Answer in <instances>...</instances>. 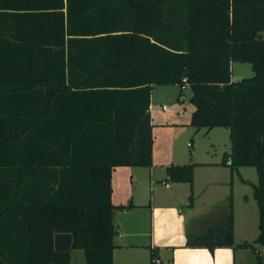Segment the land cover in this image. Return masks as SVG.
I'll return each instance as SVG.
<instances>
[{
	"label": "trees",
	"instance_id": "16d2710c",
	"mask_svg": "<svg viewBox=\"0 0 264 264\" xmlns=\"http://www.w3.org/2000/svg\"><path fill=\"white\" fill-rule=\"evenodd\" d=\"M235 62L254 75L233 82ZM169 84L189 86L193 127L230 129L231 168L257 169L264 246V0H0V264H70L57 233L113 264L112 172L153 164Z\"/></svg>",
	"mask_w": 264,
	"mask_h": 264
},
{
	"label": "crops",
	"instance_id": "0c3cea01",
	"mask_svg": "<svg viewBox=\"0 0 264 264\" xmlns=\"http://www.w3.org/2000/svg\"><path fill=\"white\" fill-rule=\"evenodd\" d=\"M233 64L232 81H241L234 80ZM169 85L171 87L166 92L175 98L178 96V102L191 100L192 92L188 97L185 94L189 86ZM177 88L179 93L176 96ZM154 92L155 86L149 108L153 164L150 167L118 166L112 172V203L117 207L124 206L113 212V264H242L237 253L240 249L245 256L247 248L239 244L257 239L248 233L252 226L259 230L260 212L257 220L248 219L243 226L245 231L237 237L228 189L233 178L228 167L231 159L227 163L222 154H215L208 160H200L196 153L181 157L173 146L161 151L156 142L154 111L167 112L158 123L162 128L175 126L178 129L181 119L192 126L195 108L190 101L192 106L186 118L178 107L171 110L166 104L155 105ZM228 132L230 138V129ZM231 151L226 152L228 158ZM188 164L195 166L192 183L169 180L168 167ZM73 250L82 252L75 255L76 264H87L84 251L72 248L69 250L70 264Z\"/></svg>",
	"mask_w": 264,
	"mask_h": 264
},
{
	"label": "rangeland",
	"instance_id": "374dc122",
	"mask_svg": "<svg viewBox=\"0 0 264 264\" xmlns=\"http://www.w3.org/2000/svg\"><path fill=\"white\" fill-rule=\"evenodd\" d=\"M234 80H242L243 78H249L254 75L252 66L249 63L235 62L234 64ZM170 85H156L155 92L153 94L154 104H166L171 110L178 109L182 113V116L188 117V112L191 109L189 99L184 102H178L176 99L179 93L177 88L176 98L171 93H167ZM169 92V91H168ZM178 92V93H177ZM191 90L188 89L185 94L188 97ZM185 111V113H184ZM156 120V142L157 146L160 147L161 151L168 146H173L181 157L196 153L200 160L211 159L215 154L226 156V162L230 163L227 153L231 150V141L229 138V132L227 128H213L211 130L207 128L197 129L196 127L190 126L188 121L181 119V124H178V129L175 126L162 128L159 125V121L165 118L166 113L163 110L156 109L155 111ZM187 120V119H186ZM186 122V124H185ZM175 127V128H174ZM168 149V148H166ZM230 172L233 174L232 182L229 183V199L232 202L231 212L234 217L235 234L238 235L245 231L244 225L248 219L253 217L257 220L259 218V207L254 197L255 186L259 183V177L257 169L253 166L235 167L231 168ZM220 189H224L220 186ZM255 226L250 229L249 236H258L259 230ZM256 250L252 251L247 249L245 256L243 252L238 250V261L242 264H259L257 254L262 259L264 264V246L256 244L255 241H250ZM240 251V252H239ZM82 253L79 250H73V259L71 264H76L75 255ZM80 255V254H78ZM83 255V254H82ZM79 257V256H78Z\"/></svg>",
	"mask_w": 264,
	"mask_h": 264
},
{
	"label": "water",
	"instance_id": "95a60500",
	"mask_svg": "<svg viewBox=\"0 0 264 264\" xmlns=\"http://www.w3.org/2000/svg\"><path fill=\"white\" fill-rule=\"evenodd\" d=\"M73 246V236L70 233H57L54 236V248L57 252H68Z\"/></svg>",
	"mask_w": 264,
	"mask_h": 264
},
{
	"label": "built area",
	"instance_id": "2783aa9c",
	"mask_svg": "<svg viewBox=\"0 0 264 264\" xmlns=\"http://www.w3.org/2000/svg\"><path fill=\"white\" fill-rule=\"evenodd\" d=\"M182 88H185V86H183ZM164 109H166V106H164Z\"/></svg>",
	"mask_w": 264,
	"mask_h": 264
}]
</instances>
